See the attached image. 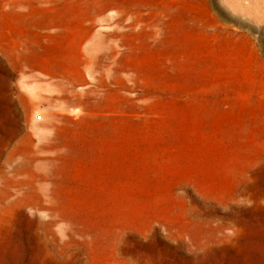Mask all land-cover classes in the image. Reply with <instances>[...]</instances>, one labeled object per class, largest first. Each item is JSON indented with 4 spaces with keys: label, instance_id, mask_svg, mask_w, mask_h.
Wrapping results in <instances>:
<instances>
[{
    "label": "rangeland",
    "instance_id": "1",
    "mask_svg": "<svg viewBox=\"0 0 264 264\" xmlns=\"http://www.w3.org/2000/svg\"><path fill=\"white\" fill-rule=\"evenodd\" d=\"M0 264H264V0H0Z\"/></svg>",
    "mask_w": 264,
    "mask_h": 264
},
{
    "label": "crops",
    "instance_id": "2",
    "mask_svg": "<svg viewBox=\"0 0 264 264\" xmlns=\"http://www.w3.org/2000/svg\"><path fill=\"white\" fill-rule=\"evenodd\" d=\"M34 8L33 7H29V11L30 12H27V13H24V17L27 19H36V20H39L40 18H43V19H48L49 17V14L47 12H43L42 15L39 14V13H36L35 11H33Z\"/></svg>",
    "mask_w": 264,
    "mask_h": 264
}]
</instances>
